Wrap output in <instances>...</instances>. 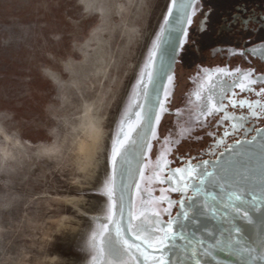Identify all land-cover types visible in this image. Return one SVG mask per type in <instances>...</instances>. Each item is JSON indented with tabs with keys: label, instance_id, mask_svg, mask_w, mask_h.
I'll return each mask as SVG.
<instances>
[{
	"label": "snow or ice",
	"instance_id": "obj_1",
	"mask_svg": "<svg viewBox=\"0 0 264 264\" xmlns=\"http://www.w3.org/2000/svg\"><path fill=\"white\" fill-rule=\"evenodd\" d=\"M213 15L205 0H166L111 139L106 207L82 213L87 264H218V252L236 264H264V71L252 66L264 63V41L221 47L215 54L249 67L232 68L230 59L197 65L194 90L170 107L176 65L202 51L194 35L208 32ZM239 15L232 26L250 31ZM166 116L173 124L161 135ZM205 140L195 155H178L182 142ZM142 183L161 185L159 196Z\"/></svg>",
	"mask_w": 264,
	"mask_h": 264
},
{
	"label": "rangeland",
	"instance_id": "obj_2",
	"mask_svg": "<svg viewBox=\"0 0 264 264\" xmlns=\"http://www.w3.org/2000/svg\"><path fill=\"white\" fill-rule=\"evenodd\" d=\"M109 2L0 0V264H87L89 220L65 198L106 207L111 139L166 4ZM86 103L102 139L84 173Z\"/></svg>",
	"mask_w": 264,
	"mask_h": 264
},
{
	"label": "flooded vegetation",
	"instance_id": "obj_3",
	"mask_svg": "<svg viewBox=\"0 0 264 264\" xmlns=\"http://www.w3.org/2000/svg\"><path fill=\"white\" fill-rule=\"evenodd\" d=\"M231 6V7H229ZM228 9H233L232 11H227L224 13L225 10L219 9V11H216V16L212 17L211 20V27L209 28L207 33H195L194 39L199 42L201 40L200 46H203V50H205L207 47L209 49V59H215L216 62L214 65H211L210 67H214L217 65L223 66L225 63H228V60L230 59V67L235 68L237 65L241 66L242 68H247L249 65L247 63H244L239 57H236L234 59L231 58H225L223 53L215 54L219 52V49L221 47H227L229 45H237V44H243L245 40H249L253 43H259L261 41H264V0L260 2H241L239 4H229ZM211 9L213 12L215 11V8L211 5H206V10ZM239 10L240 15L238 19L243 22L245 18H247L250 28V31H239L238 27H233L232 25L235 23L231 18L234 13ZM214 32L212 33V31ZM212 33V35H210ZM207 35L211 36L213 38L212 43H214L212 46H209L205 42H208ZM196 45V46H199ZM202 48V47H201ZM252 66H254L257 70L264 71V63L257 59L252 60ZM195 75L192 74L190 77H193ZM188 77L190 86H193L192 81ZM192 92L191 89L188 91V93ZM187 93V94H188ZM185 98V97H184ZM180 166L179 162H176L173 164V167ZM175 197V194H173ZM175 211V209H174Z\"/></svg>",
	"mask_w": 264,
	"mask_h": 264
},
{
	"label": "water",
	"instance_id": "obj_4",
	"mask_svg": "<svg viewBox=\"0 0 264 264\" xmlns=\"http://www.w3.org/2000/svg\"><path fill=\"white\" fill-rule=\"evenodd\" d=\"M262 0H205V5H211L212 7L215 8L214 11V15L213 17H215L216 15V11L218 12L219 9L225 10L224 13L227 11L224 8H229L231 6L228 7L229 4H239L241 2H260ZM165 10V7L163 9V11ZM233 9H228V11H232ZM162 11V13H163ZM234 11V10H233ZM162 13L160 15V18L157 22L156 25V29L155 32L158 31V25L159 23L162 22ZM214 32V30L212 31V33ZM212 33L210 35H212ZM207 35V40L208 42H205L206 44H208L209 46H212L214 43H212L213 38L211 36ZM202 45L204 43L201 44V40H199V42L197 41V45ZM197 46L198 48L202 49L201 52L197 53V55L195 57H191L189 54V57H186V59L181 62L178 63L176 65L175 68V72H176V80H175V85H174V97L172 100V104L170 105V107L177 108V107H182L184 104V97L186 96V94L188 93V91H193L194 90V85L190 86L188 77H190L192 74L196 73L197 70V65H204L206 67H210L211 65H214V63L216 62L215 59H209V49L208 47L203 50V46ZM202 47V48H201ZM170 88H172V86H169ZM238 91V90H237ZM252 99H255V97H251ZM173 124V117L170 116H166L165 119L162 121L161 126L159 128V133L161 135H167L169 128L172 126ZM118 130V129H117ZM115 135V134H114ZM207 143V140H205L203 143H189L187 141L182 142L179 147H178V155H184V154H190V155H195L197 153V151L204 146V144ZM155 152H156V148L154 147L153 149V153L151 154L152 156V160L153 162L155 161ZM171 159V157H170ZM109 174H110V165H109ZM162 187L161 185H157V184H152V183H142L141 184V188L142 190H144V192L147 193H151L153 196L158 197L159 196V188ZM103 192V189H102ZM133 195V199L136 201L137 206H139V197H137L135 195V190L133 189L132 192ZM216 260L218 261V264H236L235 262V258L234 257H230L227 255V253H221L218 252L216 254Z\"/></svg>",
	"mask_w": 264,
	"mask_h": 264
},
{
	"label": "bare ground",
	"instance_id": "obj_5",
	"mask_svg": "<svg viewBox=\"0 0 264 264\" xmlns=\"http://www.w3.org/2000/svg\"><path fill=\"white\" fill-rule=\"evenodd\" d=\"M109 3L111 6L117 7L119 5V0H110ZM126 28L131 29L132 31L133 26L127 25ZM93 111L94 110L92 106L86 103L82 115V121L86 126L82 129L83 136H80L77 142L78 152L82 156L81 168L83 169L84 173L89 171L90 168L94 166L95 160L99 154V145L102 139V128L100 126V120L97 118V116L94 115ZM6 137H8V134H6ZM65 202L70 203L74 209L78 210L79 214H82L85 211L83 208H80L84 204V199L81 196H72L69 198H65ZM89 214L95 215V213L90 212ZM72 219H74V216H64L61 222V226L63 228L68 227V224H70ZM88 232L89 231H87V234Z\"/></svg>",
	"mask_w": 264,
	"mask_h": 264
}]
</instances>
